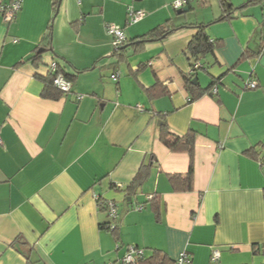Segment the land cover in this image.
I'll return each mask as SVG.
<instances>
[{"label": "crops", "instance_id": "0c3cea01", "mask_svg": "<svg viewBox=\"0 0 264 264\" xmlns=\"http://www.w3.org/2000/svg\"><path fill=\"white\" fill-rule=\"evenodd\" d=\"M175 1L22 0L12 21L0 15V264H121L128 246L157 264L182 252L191 264H264V13L219 20L217 3L188 23ZM130 7L145 13L132 25ZM166 22L172 31L118 63L107 24L139 40ZM204 24L217 47L193 71L184 51ZM56 63L72 87L50 99L35 76ZM187 79L202 91L194 100ZM163 127L194 135L191 174L189 155L161 143ZM106 202L118 209L113 233Z\"/></svg>", "mask_w": 264, "mask_h": 264}, {"label": "trees", "instance_id": "16d2710c", "mask_svg": "<svg viewBox=\"0 0 264 264\" xmlns=\"http://www.w3.org/2000/svg\"><path fill=\"white\" fill-rule=\"evenodd\" d=\"M60 0H55L54 5L55 7L58 6ZM219 6L221 8V16L219 20H229L232 19V13L234 11V8L230 2V0H218ZM250 2L246 3L244 7L249 6ZM168 22H166L165 25L158 26L152 30H150L147 34L142 36L139 40L133 39V40H127L124 43H122L118 48H114L113 55L117 58L118 63L124 62L126 59L125 51L127 48L130 47H138L142 44H144L147 41L154 40V39H160L162 36L167 35L169 31L167 29ZM196 33L189 41L187 48L185 49L184 53L188 56V58L192 61V67L193 71L197 68H200V65L197 63L205 59L207 56L212 55L215 48L217 47L216 42H213L210 40V37L208 36L206 29L207 25H194L192 26ZM52 36V30L49 27L47 35H46V42L50 44ZM247 54V53H245ZM252 55H248L247 57H251ZM255 57H259L258 55H254ZM32 64L37 67L40 64V56L36 55L32 59ZM195 65H198L197 68H195ZM56 72L63 74L65 78H67L70 82L72 81V76L66 74L61 67L56 63ZM38 80H40L44 84L43 89V97L50 98V99H57L59 97H62V92L58 91L52 84V78L53 74L49 70V65H47V72L44 76H35ZM186 89L191 93V100L196 99L199 97L202 93L200 89H197L194 85L190 83V80H186ZM214 84H211L210 89L213 87ZM209 89V90H210ZM159 139L161 143L171 152V153H186L189 155L190 158V167H189V174H191L192 170V161H193V149H194V135L192 133H187L186 135L182 137L178 136H172L168 130L163 127L161 128ZM248 155L253 158L257 159V156L255 153L248 152ZM150 166H144L139 172L136 174V176L133 178L129 186L125 189V192L128 196L133 195L136 190L143 185V183L147 180L148 177V170ZM155 200V197H152V201ZM115 204V203H114ZM104 205V209L106 210L105 203H101V206ZM116 205V204H115ZM117 206V205H116ZM107 211V210H106ZM119 223V215L117 216V219L113 221V224L115 228L113 230L109 229V225H107L105 228H107L110 232H115L118 228ZM144 258V257H143ZM143 258L139 259L137 264H157L159 261V257L157 255L153 256L152 258L148 260H143Z\"/></svg>", "mask_w": 264, "mask_h": 264}, {"label": "built area", "instance_id": "2783aa9c", "mask_svg": "<svg viewBox=\"0 0 264 264\" xmlns=\"http://www.w3.org/2000/svg\"><path fill=\"white\" fill-rule=\"evenodd\" d=\"M206 0H176L173 2V8L175 10H180L184 6H186L190 2H200L203 3ZM22 6V0H12L9 3L4 4L2 0H0V15L2 16L3 21L10 22L12 21L17 12L21 9ZM145 16V13L142 10H135L133 8L127 9V23L129 25L136 24L139 21L143 19ZM106 34L109 35L112 39V45L114 48H118L122 43L127 41V38L123 32V29L115 24H107L105 27ZM198 65H195V68H197ZM49 70L53 74L52 78V84L53 86L63 94H68L71 90L72 83L63 76L61 73L56 72V65L51 64L49 67ZM118 77L117 74H114L111 76L113 80H116ZM258 87L257 83L253 80H248L244 84L245 89L254 90ZM216 90L214 89L212 93H215ZM82 97L78 96L77 100H80ZM1 143V138H0ZM106 210L108 213V216L111 220V223L109 225V229L113 230L115 228L113 221L117 219L118 216V209L117 206L113 202H106L105 203ZM137 210H140V207L136 208ZM144 257V250L128 246L126 248V253L124 254L121 264H137L138 260ZM211 259L213 261H217L219 259V252L217 250H214L211 254ZM175 264H191V260L189 255L186 252H182L177 260L175 261Z\"/></svg>", "mask_w": 264, "mask_h": 264}, {"label": "rangeland", "instance_id": "374dc122", "mask_svg": "<svg viewBox=\"0 0 264 264\" xmlns=\"http://www.w3.org/2000/svg\"><path fill=\"white\" fill-rule=\"evenodd\" d=\"M208 3H200V2H192L190 3L191 9L185 13L180 15H175V18L181 22L188 23H203L209 20L213 15L218 13V0H209ZM234 11L233 17H240L243 13L250 12L256 13V15L261 17V13H264V0H230ZM250 2L249 6L244 7L246 3ZM177 23V21H176ZM206 25V24H204ZM207 33L209 32V28L206 29Z\"/></svg>", "mask_w": 264, "mask_h": 264}, {"label": "water", "instance_id": "95a60500", "mask_svg": "<svg viewBox=\"0 0 264 264\" xmlns=\"http://www.w3.org/2000/svg\"><path fill=\"white\" fill-rule=\"evenodd\" d=\"M187 11H188V8L187 7H183L181 10L177 11V14L180 15V14L185 13ZM259 64H260V66H262L264 68V56L260 57ZM191 83H197V79L193 78ZM157 123H158V125L163 124V122H160V121H158Z\"/></svg>", "mask_w": 264, "mask_h": 264}]
</instances>
